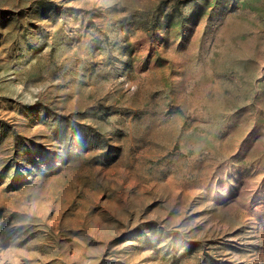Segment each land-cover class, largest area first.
I'll return each instance as SVG.
<instances>
[{"label": "rangeland", "instance_id": "1", "mask_svg": "<svg viewBox=\"0 0 264 264\" xmlns=\"http://www.w3.org/2000/svg\"><path fill=\"white\" fill-rule=\"evenodd\" d=\"M0 264H264V0H0Z\"/></svg>", "mask_w": 264, "mask_h": 264}]
</instances>
